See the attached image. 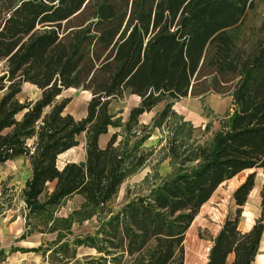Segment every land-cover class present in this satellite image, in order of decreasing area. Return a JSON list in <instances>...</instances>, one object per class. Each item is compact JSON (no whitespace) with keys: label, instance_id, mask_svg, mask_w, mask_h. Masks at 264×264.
Here are the masks:
<instances>
[{"label":"trees","instance_id":"16d2710c","mask_svg":"<svg viewBox=\"0 0 264 264\" xmlns=\"http://www.w3.org/2000/svg\"><path fill=\"white\" fill-rule=\"evenodd\" d=\"M251 1L0 0V165L23 156L30 166L19 193V239L54 234L10 252H40L51 264H185L186 232L215 190L243 170L260 168L264 176V14L256 28L236 34ZM23 83L40 96L21 100ZM71 87L91 92L81 119L64 112L69 98L57 101ZM211 90L231 96L232 112L201 141L173 105ZM126 91L140 101L122 120L109 104ZM161 101L151 123L139 126ZM109 127L118 130L100 146ZM154 129L161 138L146 146ZM81 133L84 160L59 166ZM164 160L171 170L161 175ZM145 167L140 189L128 187L127 201L110 208L123 182ZM254 175L233 191L236 207L205 264H252L264 230V180L260 215L247 232L237 225ZM6 185L0 178V215L11 207L13 186ZM76 195L79 206L59 216ZM93 217L92 233H73ZM79 247L94 254L78 258ZM6 257L1 249L0 262Z\"/></svg>","mask_w":264,"mask_h":264},{"label":"rangeland","instance_id":"374dc122","mask_svg":"<svg viewBox=\"0 0 264 264\" xmlns=\"http://www.w3.org/2000/svg\"><path fill=\"white\" fill-rule=\"evenodd\" d=\"M264 14V0H252L243 16L241 22L238 25L236 34L242 37L247 34L249 29L257 27ZM2 71V64L0 63V73ZM41 91L30 83H23L21 87V100H34L40 96ZM91 97V92L83 90L82 88H67L64 89L57 97V101L64 98H69V101L65 107L64 112L70 113L75 119H81L86 115L87 103ZM140 97L136 94H131L126 91L121 98L111 100L109 104V111L118 113L122 117V120L127 118L129 110L137 103H139ZM164 101L158 103L150 112H146L139 117V126L142 124H150L151 117L155 111L160 110ZM173 108L184 116L186 120H189L195 127L193 136L198 137L203 141L207 139L212 131H215L220 126V120L224 118L228 113L232 112L231 96L227 94L216 93L211 90L205 94L202 98L200 96H191L188 93L186 96L180 98L173 105ZM210 124L208 132L205 131V124ZM118 129L109 127L108 132L102 137L107 139L114 131ZM149 141L145 142L146 146L157 145L161 134L158 129L150 130ZM79 144L58 157V165H63L66 161H82L85 155V136L81 133L78 136ZM102 145V141H100ZM157 146V149L160 147ZM167 160H164L158 166V172L161 175H165L170 172L171 168L167 165ZM150 170L149 167H145L140 172L126 179L121 185L117 195L109 202L108 206L113 210L119 209V207L127 201L126 189L129 187L131 191H138L139 183ZM255 173V177L262 171L260 168L243 170L233 176L232 178L224 181L218 189H216L212 196L210 208L203 215V219L198 225L192 224L186 232L184 240L185 251V264H203L205 257H207L209 247L208 239L209 234L205 231L203 222L210 221V213H220L221 207L225 205L228 209L231 203V197L235 187L244 180L251 172ZM0 178L1 180L7 179L6 187L11 188L6 192V196H12L11 207L5 210L7 215L14 214L15 216L22 217L24 203L20 198V189L24 186L25 180L30 176V166L27 159L23 156L14 158L0 165ZM1 190V189H0ZM233 199V198H232ZM81 197L76 195L60 207L58 211L59 216H66L69 212L79 206ZM234 201V200H233ZM218 210V211H217ZM232 212V210H231ZM8 217V216H7ZM21 220V219H20ZM97 225L95 217L84 221L81 224L75 223L72 227L75 235H81L86 233H92ZM54 238V234L33 233L22 241V247H36L40 244H45ZM71 238V237H70ZM45 246V245H44ZM85 254H94L93 250L79 247L77 249V257L80 258ZM3 264H51L47 259H44L40 252H22L18 251L8 257Z\"/></svg>","mask_w":264,"mask_h":264},{"label":"crops","instance_id":"0c3cea01","mask_svg":"<svg viewBox=\"0 0 264 264\" xmlns=\"http://www.w3.org/2000/svg\"><path fill=\"white\" fill-rule=\"evenodd\" d=\"M135 105H137V103ZM156 112L157 111H155V113ZM154 114L152 115V117L154 116ZM104 135L105 134H103L99 137V141H98L99 145H100V141H102V145H100V146H104L105 143L107 142L108 138H109L108 137L107 139L102 140V137ZM197 139H198V137H197ZM147 141H149V140H147ZM167 165H168V162H167ZM263 180H264V176H263V173L261 171V172H259L257 177H255L254 186H253L252 190L250 191L246 202L240 207L241 208V215L239 217L237 227L241 232L249 231L252 228V226L254 225L255 220L260 215V204H261L260 190H261V187L263 184ZM243 181L244 180H242L240 183H242ZM236 187H235V189H236ZM214 193H213V195H214ZM212 196L207 202H205L201 206L199 213L196 215L192 224L198 225V223L201 222V220L203 219V215L210 208ZM223 206L224 207H221L222 211H220V213L215 214V212H212L213 215L210 213L209 216L213 222H210L208 220L203 222V225L205 227V231H207V233L210 236V239H208V247L209 248L212 245V238H214V236L220 230V228H221V226L225 220L226 215L236 207L232 197H231V203H230L229 209L225 205H223ZM23 232H24L23 216L22 217L15 216L14 214L7 215L6 211L2 215H0V250L3 249L7 253V257L5 258V260L1 261L0 264H3L8 259V257L10 255L18 252V251L10 252L11 247H22V241L23 240L19 239V237L21 236V234ZM229 259L230 260L232 259V255L229 257ZM206 261H207V257H205L203 264H205ZM252 264H264V230H263L261 238L259 240L257 252L255 254V257H254Z\"/></svg>","mask_w":264,"mask_h":264}]
</instances>
